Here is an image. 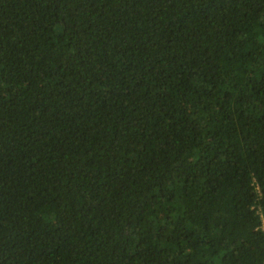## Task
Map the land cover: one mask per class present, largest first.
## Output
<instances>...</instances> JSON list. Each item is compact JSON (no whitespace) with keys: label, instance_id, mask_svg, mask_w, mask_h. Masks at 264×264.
Here are the masks:
<instances>
[{"label":"trees","instance_id":"1","mask_svg":"<svg viewBox=\"0 0 264 264\" xmlns=\"http://www.w3.org/2000/svg\"><path fill=\"white\" fill-rule=\"evenodd\" d=\"M0 264H264V0H0Z\"/></svg>","mask_w":264,"mask_h":264}]
</instances>
